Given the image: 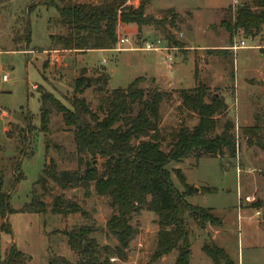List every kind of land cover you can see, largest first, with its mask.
<instances>
[{
	"label": "rangeland",
	"instance_id": "obj_1",
	"mask_svg": "<svg viewBox=\"0 0 264 264\" xmlns=\"http://www.w3.org/2000/svg\"><path fill=\"white\" fill-rule=\"evenodd\" d=\"M74 2L100 3L104 0H72ZM140 0H127L137 6ZM252 4L251 0H248ZM30 7V9H29ZM173 8L178 15L176 27L167 25L175 43L167 41V32L155 25L127 26L119 24V36L128 37L129 43L118 44L112 51L89 50L55 51L50 34H63L65 27L57 24L58 13L50 6V0H0V170L4 176V191L10 195V206L16 211L8 215L11 233L0 235V260L12 244L25 254L26 264L77 263L79 255L68 245L63 230L75 226H90L91 237L100 246L114 247L117 238L106 226L115 213L108 197L96 194L93 185L86 196L82 186L62 188L51 179L37 185V191L47 204V212H22L31 200L34 182L46 164H56L58 173L66 170L84 172L93 161L100 174L105 170V159L99 155L76 153L73 130L64 125L59 114H53L50 132L39 130L40 92L53 93L66 106L73 95L74 79L86 69L87 75L103 72L109 75L104 92L92 84L83 96L100 117V97L115 88L126 87L136 77H144L139 84L146 94L156 87L167 91L169 96L160 104V129L162 148L168 150L182 126L192 129L198 122L196 112L186 110L178 90L192 88L196 84L195 66L200 79L215 92L224 96L227 110L217 117L213 135L220 134L226 121L233 123L237 138L236 156L228 151L221 157L194 154L179 163H170L175 186L183 189L176 173L179 170L192 186L188 201L201 207H209L221 219L222 225H207L209 231L200 229L188 219L191 229V264H214L202 251L210 237L224 248L234 264H264V26L254 37H244L237 31L232 38L221 21L229 18L231 0H149L146 14L161 18L165 9ZM31 24L32 35L28 50L25 43H15L23 28ZM161 38L168 51H144L137 49L146 39ZM246 47L231 48L241 40ZM24 44V45H23ZM22 45V46H21ZM131 48L117 50V48ZM167 54L171 60L167 59ZM4 74L8 79L3 81ZM140 108L133 104V114ZM258 124L259 140L252 143L243 133V128ZM28 141L24 144L23 136ZM45 140L49 142L46 150ZM135 143V141H134ZM23 150L24 153H21ZM21 162L23 178L14 181ZM16 183V184H15ZM56 198L62 204L68 200L79 203L88 216L80 213L63 216L51 211ZM260 211V215H256ZM131 224L138 234L130 241L127 259L112 257L115 264H175L177 250L150 262L159 230L157 215L143 210L133 216ZM218 229V230H215ZM209 232V233H208Z\"/></svg>",
	"mask_w": 264,
	"mask_h": 264
},
{
	"label": "trees",
	"instance_id": "obj_2",
	"mask_svg": "<svg viewBox=\"0 0 264 264\" xmlns=\"http://www.w3.org/2000/svg\"><path fill=\"white\" fill-rule=\"evenodd\" d=\"M148 1L140 0L139 5L134 6L128 4L127 0H104L100 3L50 0V6L55 7L58 13L56 23L65 27L67 32L50 34L51 45L48 50L86 52L92 49H113L120 40V23L133 24L139 29L155 25L167 32L169 43L176 44L166 27H176L178 15L173 8L165 9V15L161 18L146 14ZM251 2L247 0L235 12L230 11L229 18L221 21L230 38L239 30L244 37H254L264 26V0ZM31 35V24L23 23L22 31L13 37L16 44L25 43L24 48L17 50L29 49ZM197 67L196 64L195 86L181 88L178 93L182 106L196 112L198 122L192 129L182 125L168 150L162 148L160 104L169 94L159 87L146 94L139 86L144 79L142 76L136 77L126 87L115 88L100 97L99 110L103 112V117L91 108L83 96L92 84L100 92L106 90L110 77L103 72L87 75L86 69L81 71L74 79L70 106H66L49 91L40 92L39 130L42 133L50 132L52 115H61L64 125L73 130L76 153L80 160L86 154L93 157L99 155L105 159V170L100 174L91 161L83 173L79 170L58 173L56 164L51 160L34 182L31 200L20 210L37 214L47 212V204L36 186L48 178L64 189L82 186L86 196L90 195V187L93 185L96 194L108 197L109 205L115 210L106 226L117 238L118 244L114 247L108 244L100 246L96 238L90 236L93 232L90 226L63 230L70 249L80 257L77 263L66 264H115L112 257L127 259L128 245L138 234L131 220L143 210L155 213L159 226L150 262L177 250L175 264H190L192 241L188 219H192L200 229L207 225H222L221 219L212 213L211 208L188 201L192 186L179 170H173L183 186L182 190L177 188L172 180V170L168 168L170 163H179L192 154L197 159L202 156L221 157L226 151L236 156L237 138L230 120L225 122L220 134L213 135L217 117L227 110L225 98L217 92L209 94V87L200 79ZM134 103L140 105L136 114L132 112ZM243 133L251 144V138L259 140L260 127L257 123L244 127ZM23 138L25 144L28 138L25 135ZM49 142L45 140L46 150L49 149ZM21 153H24L23 150ZM14 170L19 173L14 181L19 183L23 178L20 161ZM60 202V198H56L52 212L63 216L74 213L88 216V212L79 203L71 200L65 204ZM14 211L10 206V195L4 191V176L0 170V235L11 233L8 215ZM202 251L214 264H234L226 250L211 237L209 242L203 244ZM25 259V254L12 244L0 264H26Z\"/></svg>",
	"mask_w": 264,
	"mask_h": 264
},
{
	"label": "built area",
	"instance_id": "obj_3",
	"mask_svg": "<svg viewBox=\"0 0 264 264\" xmlns=\"http://www.w3.org/2000/svg\"><path fill=\"white\" fill-rule=\"evenodd\" d=\"M247 0H231V8L233 10V12H235V10L237 8H239L240 6L244 5L245 2ZM120 44H125V43H129L130 39L128 37H121L119 40ZM164 40L161 38H155V39H146L143 42V45L141 47H138L137 49L139 50H144V51H168L170 50L169 46L164 45ZM246 47V43L245 40H241L239 44H235L234 46H232L231 48L233 49H238V48H244ZM123 49H131V48H117V50H123ZM167 59L171 60V56L169 54H167ZM8 79V75L4 74L2 77V80L5 81ZM260 211H256V215H260Z\"/></svg>",
	"mask_w": 264,
	"mask_h": 264
},
{
	"label": "crops",
	"instance_id": "obj_4",
	"mask_svg": "<svg viewBox=\"0 0 264 264\" xmlns=\"http://www.w3.org/2000/svg\"><path fill=\"white\" fill-rule=\"evenodd\" d=\"M120 24H122L123 26L124 25H127V26H134L133 24H123V23H120ZM118 27H119V25H118ZM118 32H119V29H118ZM124 48H126V47H124ZM92 50H96V51H103V52H108V51H112V49H92ZM123 50H127V49H123ZM122 50V51H123ZM129 50V49H128ZM49 51H51V53L52 52H55V51H57V50H49ZM121 51V50H120ZM67 52V51H66ZM262 229H264V228H262ZM204 230L205 231H209L210 232V230L208 229V228H204ZM215 230H218V229H215ZM208 232V233H209ZM191 261V260H190ZM191 264V263H190Z\"/></svg>",
	"mask_w": 264,
	"mask_h": 264
}]
</instances>
